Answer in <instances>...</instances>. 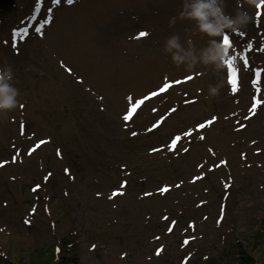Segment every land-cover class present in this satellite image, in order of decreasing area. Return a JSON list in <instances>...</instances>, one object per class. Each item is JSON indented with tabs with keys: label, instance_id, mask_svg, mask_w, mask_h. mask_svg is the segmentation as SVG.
Returning a JSON list of instances; mask_svg holds the SVG:
<instances>
[{
	"label": "rangeland",
	"instance_id": "374dc122",
	"mask_svg": "<svg viewBox=\"0 0 264 264\" xmlns=\"http://www.w3.org/2000/svg\"><path fill=\"white\" fill-rule=\"evenodd\" d=\"M241 3L253 22L227 34L234 66L249 62L234 95L227 67L164 53L173 33L207 41L193 21L169 26L181 0H42L29 28L36 0H0V66L21 93L0 114V264H264V105L249 112L264 8ZM128 97L143 103L124 121Z\"/></svg>",
	"mask_w": 264,
	"mask_h": 264
},
{
	"label": "clouds",
	"instance_id": "9594fccd",
	"mask_svg": "<svg viewBox=\"0 0 264 264\" xmlns=\"http://www.w3.org/2000/svg\"><path fill=\"white\" fill-rule=\"evenodd\" d=\"M259 0H244L249 7L256 6ZM227 0H181V10L177 16L169 18V26H174L177 19L194 22L192 35L207 37L206 44L197 48L187 32L183 39L179 33L165 38L162 48L172 62L186 71H192L198 65L210 66L215 72L223 73L227 67L225 61L230 57V48L224 43L229 33H238L247 29L253 22L252 15L237 0L233 13L226 11ZM14 73L11 65L0 66V114L15 110L19 104V89L13 83ZM225 86L223 79L208 86V95L217 96Z\"/></svg>",
	"mask_w": 264,
	"mask_h": 264
},
{
	"label": "snow or ice",
	"instance_id": "6c2138e0",
	"mask_svg": "<svg viewBox=\"0 0 264 264\" xmlns=\"http://www.w3.org/2000/svg\"><path fill=\"white\" fill-rule=\"evenodd\" d=\"M63 2V0H52L53 4L56 5H60ZM68 4H73L74 0H67ZM42 4V0H36V6L39 8V6ZM264 8V0H259V2L256 4V9H262ZM48 13H51L53 10L52 8H48L47 9ZM260 15V12H257V16ZM37 23H39V27H35V31L38 34H43L45 27L49 24L52 23V18L51 16H48L47 18H42L41 20H38ZM25 34L28 33V29H24L23 30ZM13 37H17L20 35L19 31L13 32ZM148 35V33L141 31L138 34V37H144ZM5 43H7V41H5ZM16 43H18V41L14 40L13 41V47H15ZM224 43L227 47L231 48L233 41L230 39V37L228 35H226L224 37ZM260 51H264V49H258ZM236 57H232L229 58L228 60L225 61L226 65H227V80L229 85L231 86V91L232 93L235 95L238 91H239V86L242 83L243 80V74L244 72L243 70H249V62H248V58L247 55H243L240 57L241 60V66L238 68L236 66H234V61H235ZM262 59H264V57H262ZM70 71V70H69ZM188 79H191V77H188ZM177 81H173V82H169L167 78H165L162 87H160L159 91H164L166 88H168L170 86L171 83H174ZM250 83L253 85V87H255L256 89V94L253 95L252 97V103H251V107L249 108V112H251L253 115L255 114V110L258 107V105H264V95H262L261 93L264 92V69H257L255 71V73L253 74V76L250 78ZM157 93L153 92L151 93V95L155 96ZM128 100L131 104V107L129 108V110L126 112V114L123 116L124 121H129L132 117L133 114L136 112V110L140 107V105L143 103V99H139L136 100L135 103H131L132 102V97H128ZM21 107H23L21 105ZM213 120H215L216 118L213 117ZM211 121H209L210 123ZM21 127H23V125H21ZM199 128H204L205 124H200L198 126ZM189 133H185V135H188ZM133 135H136V133H133ZM180 137L177 136L176 139L178 140ZM203 137H201L202 139ZM45 141L41 140L40 144H44ZM173 144H175V140L173 141ZM40 145H36V147H39ZM38 187V186H37ZM167 189H161V191H166ZM185 243H187L185 241Z\"/></svg>",
	"mask_w": 264,
	"mask_h": 264
},
{
	"label": "bare ground",
	"instance_id": "6f19581e",
	"mask_svg": "<svg viewBox=\"0 0 264 264\" xmlns=\"http://www.w3.org/2000/svg\"><path fill=\"white\" fill-rule=\"evenodd\" d=\"M119 80H120V78H119Z\"/></svg>",
	"mask_w": 264,
	"mask_h": 264
}]
</instances>
